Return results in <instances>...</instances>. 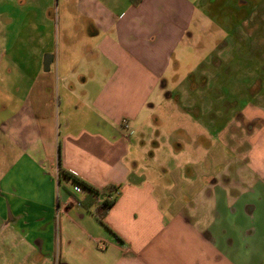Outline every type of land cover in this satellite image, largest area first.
<instances>
[{"label":"crops","instance_id":"obj_1","mask_svg":"<svg viewBox=\"0 0 264 264\" xmlns=\"http://www.w3.org/2000/svg\"><path fill=\"white\" fill-rule=\"evenodd\" d=\"M60 2L56 15L52 0L15 5L19 25L31 16L41 53L30 69L10 70L9 100L0 97L1 243L6 231L37 239L12 251H37L33 264H264L262 127L243 135L237 112L215 123L212 144L207 108L186 103L177 132L186 125L190 143L170 144L169 167L157 162L160 139L144 134L165 87L177 100L199 89L179 69L180 47L204 26L202 0H62L88 27L59 22L63 43L53 50ZM96 85L83 119L80 94ZM74 178L101 194L114 189L101 220L97 204L64 190L85 199Z\"/></svg>","mask_w":264,"mask_h":264},{"label":"rangeland","instance_id":"obj_2","mask_svg":"<svg viewBox=\"0 0 264 264\" xmlns=\"http://www.w3.org/2000/svg\"><path fill=\"white\" fill-rule=\"evenodd\" d=\"M17 1L0 0V97L4 93L8 100L9 86L16 80L10 77V70L14 69L17 72L21 69H30L36 64L41 53L32 41L34 33L30 31L31 16L26 12L24 24L18 23L20 15L16 14ZM202 3L204 26L196 30L195 39H187L180 47L183 52L179 69L181 76L187 75L188 80L194 78L199 89L189 91L182 100H177L174 97L167 99V92L173 91L169 86L165 87L162 98L157 100L158 103L152 109L151 123L144 132L146 136L160 139L162 150L157 154V162L164 167L172 165L169 156L170 144L190 143L186 125H184L186 130L177 132L179 125L186 123L182 116L184 111L181 109L186 103H196L199 107L203 105L207 108L204 110L207 113L205 119L213 122V127L209 131L212 144L220 128L215 125L216 122L222 125L237 112L247 117L251 115L264 117V0H202ZM52 5L56 15L58 0H52ZM59 5L60 19L55 18L52 21L55 28L53 27L49 37L53 50H56L58 43H63L56 34L59 22L61 25L63 22H71L72 25L79 26V29L82 23H86V28L88 27L87 22L79 19L76 13L72 15L67 13V8L68 11L74 10L73 2L68 3L69 6H63L61 0ZM12 18L14 22L11 25ZM79 33L77 29L76 34ZM82 37L80 33L78 39ZM84 53L82 47L76 48V55L79 57ZM83 62L85 69V61ZM204 78H207V81H204ZM100 89L101 87L96 85L93 93L85 90L80 94L83 97V105L79 102L83 119L88 118L90 113L86 95L91 97V101L96 96L94 92ZM8 103L11 105V102ZM10 105L7 114L11 113ZM259 126L263 129L264 124ZM262 129L259 131L260 137L264 133ZM243 149H248V146L244 144ZM84 195V191L77 193L79 198H83ZM92 213L97 214L95 210ZM6 233L8 235L2 239V243L0 237V264H33L30 259L39 257L37 251L31 253L29 249V255H21L20 258L12 251H16L18 247L29 248V243L33 246L38 245L37 239L21 241L11 233L7 231Z\"/></svg>","mask_w":264,"mask_h":264},{"label":"trees","instance_id":"obj_3","mask_svg":"<svg viewBox=\"0 0 264 264\" xmlns=\"http://www.w3.org/2000/svg\"><path fill=\"white\" fill-rule=\"evenodd\" d=\"M74 185H80L84 191H86L87 195L85 199L82 201L80 199H77L75 195L69 190L66 189V192L69 196H72L75 200L80 202L82 205L86 207H92L93 205L97 204V216L101 220L106 213L107 210H109L112 205L114 204L115 200L110 199L109 197L113 195L114 189L110 188L108 192L100 193V191L87 182L80 180V179H73Z\"/></svg>","mask_w":264,"mask_h":264},{"label":"flooded vegetation","instance_id":"obj_4","mask_svg":"<svg viewBox=\"0 0 264 264\" xmlns=\"http://www.w3.org/2000/svg\"><path fill=\"white\" fill-rule=\"evenodd\" d=\"M237 118L240 120V129L245 131V134H251L253 129L260 124H264L263 121H259L257 117H247L241 113H237Z\"/></svg>","mask_w":264,"mask_h":264},{"label":"built area","instance_id":"obj_5","mask_svg":"<svg viewBox=\"0 0 264 264\" xmlns=\"http://www.w3.org/2000/svg\"><path fill=\"white\" fill-rule=\"evenodd\" d=\"M123 125H124V127H125L126 129L129 128V123H128L127 120H124V121H123ZM73 189H74V191H75L76 193H80V192H83V191H84L83 188H82L80 185H74ZM109 198H110V199H113V195L110 196Z\"/></svg>","mask_w":264,"mask_h":264},{"label":"water","instance_id":"obj_6","mask_svg":"<svg viewBox=\"0 0 264 264\" xmlns=\"http://www.w3.org/2000/svg\"><path fill=\"white\" fill-rule=\"evenodd\" d=\"M49 65V62L45 60V66L47 67Z\"/></svg>","mask_w":264,"mask_h":264}]
</instances>
